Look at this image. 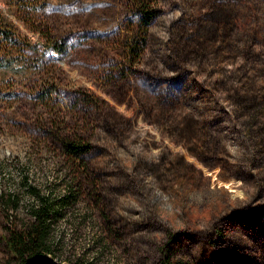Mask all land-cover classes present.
I'll list each match as a JSON object with an SVG mask.
<instances>
[{
  "label": "rangeland",
  "instance_id": "1",
  "mask_svg": "<svg viewBox=\"0 0 264 264\" xmlns=\"http://www.w3.org/2000/svg\"><path fill=\"white\" fill-rule=\"evenodd\" d=\"M0 12L24 49L0 69V264L5 215L26 220L34 203L21 174L70 195L52 224L65 263L264 264V0H0ZM64 137L82 142V182Z\"/></svg>",
  "mask_w": 264,
  "mask_h": 264
},
{
  "label": "trees",
  "instance_id": "2",
  "mask_svg": "<svg viewBox=\"0 0 264 264\" xmlns=\"http://www.w3.org/2000/svg\"><path fill=\"white\" fill-rule=\"evenodd\" d=\"M14 16V15H13ZM152 14H148V11H142L138 14V26L145 25L152 18ZM21 23L28 25V29L32 33H37L43 43V47L54 52H61L65 48V43L58 39L55 35H52L49 27L42 23L41 25H35L33 23H25V21L18 19ZM18 33L15 32L14 26L6 19V16L0 12V69H13L11 51L14 50L13 55L18 57L23 56V50L17 45ZM144 41V37L141 39ZM52 41V42H51ZM134 40L126 45L127 51H131V46ZM79 152L76 151V144L74 141L69 140L67 137L62 138L59 141L58 149L62 154V157L72 161L75 166L74 173L76 178L80 182L90 177L89 169L87 168L82 148V142L80 141ZM20 183L24 187L25 192L33 197L34 203L27 207L28 219L18 220L15 223L13 219L8 218L5 215V221H8L2 225V241L4 247L9 254V261L11 264H82L80 258L68 259L67 263L58 259L60 254V244L58 242V236H52V224L53 221L60 215V210L69 201L70 195L61 194L59 196L52 195L49 191L46 193H39V190L28 183H26V176L20 175ZM79 182V184H80ZM91 192V191H89ZM3 204H9V208L15 209L17 205V198L12 194L4 195V199H1ZM14 218V217H13ZM165 264V263H163ZM181 264V263H172Z\"/></svg>",
  "mask_w": 264,
  "mask_h": 264
}]
</instances>
